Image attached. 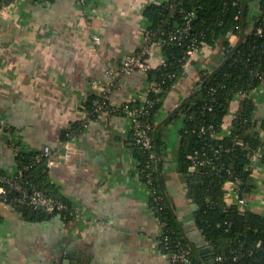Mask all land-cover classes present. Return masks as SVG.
I'll use <instances>...</instances> for the list:
<instances>
[{"label": "crops", "instance_id": "obj_1", "mask_svg": "<svg viewBox=\"0 0 264 264\" xmlns=\"http://www.w3.org/2000/svg\"><path fill=\"white\" fill-rule=\"evenodd\" d=\"M165 1L11 0L0 8V171L19 167L13 140L29 151L50 145L58 164L47 169L48 181L80 212L75 218L34 216L0 200V264H75L76 258L78 264H174L160 249L161 222L151 205V189L137 174L132 121L117 110L148 96L152 84L145 71L120 75L118 69L145 43L147 7ZM215 46L193 53L154 125L165 142L162 191L198 248L209 244L192 225L194 202L178 168L183 123L166 119L194 93L200 69L223 61L222 44ZM146 61L151 68L163 63L160 43L150 46ZM110 66L119 75L115 85ZM95 81L112 85L111 108L87 121L85 101L96 93ZM254 100L255 117L264 120V84ZM238 105L234 100L226 123ZM81 122L84 127L64 143L63 131ZM251 168L250 209L264 214V164Z\"/></svg>", "mask_w": 264, "mask_h": 264}, {"label": "trees", "instance_id": "obj_2", "mask_svg": "<svg viewBox=\"0 0 264 264\" xmlns=\"http://www.w3.org/2000/svg\"><path fill=\"white\" fill-rule=\"evenodd\" d=\"M9 1L0 0V8ZM172 4L175 6L171 7ZM260 6L257 18L252 13V0H167L161 4H151L146 9L150 37L137 49L136 54L146 60L148 51L144 52V47L160 43L164 62L146 71L147 79L152 82L148 92L152 104L139 116L141 120L155 125L167 94L184 74V65L190 61L187 51L194 39L211 46L221 43L223 49L228 50L218 66L200 69V81L194 93L166 119V123L175 119L183 123L178 168L187 182V196L197 205L194 225L211 246L210 255L201 253L200 248L190 242L186 225L162 191L165 142L161 132L155 133L153 127V147L149 150L136 142L132 128L136 170L151 189V205L162 225L160 249L174 253L187 247L194 264H210L208 259H215L217 255L223 256L221 264L228 261L234 264H264V214L251 209L242 211L236 202L228 203L225 199V184L232 177H236L242 194L248 196L254 191L255 183L249 164L253 153L259 149H262L260 161L264 164V120L255 117L254 100L255 91L264 84V0H260ZM181 9L185 12L182 13ZM191 11L196 12V17L191 21L189 35L181 40L171 39V33L186 23L187 14ZM253 24L260 26L262 31L248 33L247 28ZM236 25L238 27L234 28ZM231 30L239 36L234 45L228 39ZM240 92L246 95L240 98L231 129L227 132L224 123ZM97 97V93H92L85 101L90 118L99 114L94 104ZM133 104L137 106L141 101ZM109 108L108 103L106 109ZM119 111L126 114L122 109ZM83 127L84 122H81L63 131V140L71 139ZM36 153L37 150L29 151L26 146L17 152L18 165H29L20 178V184L28 189L39 188L55 198L72 203L48 181L46 161L36 162ZM192 155L199 156V159L209 158L211 162L195 169L192 167ZM149 178L151 183L147 182ZM155 191L164 197L162 202L154 199L152 194ZM19 196L17 190L9 188L7 196L0 193V200L8 201L10 197L13 206L24 214L33 213L35 216L40 213L42 217L59 214L75 218L68 211L49 213L42 208L20 203L16 200ZM236 254L238 258H235ZM174 264L182 263L177 261Z\"/></svg>", "mask_w": 264, "mask_h": 264}, {"label": "built area", "instance_id": "obj_3", "mask_svg": "<svg viewBox=\"0 0 264 264\" xmlns=\"http://www.w3.org/2000/svg\"><path fill=\"white\" fill-rule=\"evenodd\" d=\"M255 3L252 4V13L254 14V17L257 18L258 14L260 13V0H255ZM175 5L172 4L171 7H174ZM182 13L185 12L184 9L180 10ZM196 12L195 11H191L187 14V20L186 23L179 27L178 29H176L174 32L171 33V39L173 40H181L183 39V37L189 35L190 31L192 30V24L191 21L193 18H195L196 16ZM238 25H236L234 28H237ZM257 32L260 33L262 31V28L260 26H256L253 24V26L248 27L247 28V32L251 33V32ZM150 34L146 31L144 40L145 42H147V40L149 39ZM233 38H238L239 36L233 32V30H231L228 33V39L230 41L231 45H234L235 43H232ZM94 42L96 44L101 42L100 36L99 35H94L93 37ZM204 45V42L202 40L200 41H196L195 39L192 41L191 47L189 48L188 52V57L189 60L191 58V56L193 55V53L196 50L201 49ZM150 49L149 46L144 47V52L148 51ZM227 49H223V53L225 55V53L227 52ZM164 62V61H163ZM190 65V61L187 62L184 67L187 68ZM141 69L143 71H148L151 68V65L143 58H141L140 55L138 54H131L126 56L121 65L119 66V74L120 75H126L131 73L133 70L135 69ZM108 75L110 76V78L112 79L111 84L115 85L118 79V74L116 73L117 70L113 67L110 66L108 68ZM150 84H152V82L150 81ZM94 88L96 89V93L98 94V97L96 98V100L94 101V104L96 106V110L100 112H103L106 109V105L109 103L110 104V87L112 86H100L99 82H94L93 83ZM150 90V88H149ZM246 94L244 92H240L239 95L237 94V99L236 100H240V98H242V96H245ZM132 103L134 102H126L124 104H122L121 106L117 107V110H123L126 115L130 118V120L132 121V128L134 129V136H135V140L137 143L141 144L144 148L146 149H152L153 147V135H152V130L154 125L149 122V121H143L139 118V116L143 113H145L148 108L150 107V105L152 104V101L148 98V96L141 101V104L139 105H132ZM239 107V105H238ZM238 110V108H237ZM236 110V111H237ZM236 111L232 114L231 117H235ZM232 118V120H233ZM90 119V115H88L87 117V121H89ZM232 120L230 119L229 122L224 123V129L228 132L231 129L232 126ZM68 140H64V143L67 142ZM63 143V144H64ZM11 145L15 148L16 152H19L22 150V148L25 146L23 143L16 141H12ZM151 155L153 156L154 153L151 152ZM261 155H262V149H259L258 151L254 152L252 157H251V162L249 164V167L254 166L256 163L258 164H263L260 160H261ZM192 160H193V164L192 167L196 169L197 166L202 165V164H207L209 162H211V160L209 158H201L199 159V156H195L192 155L191 156ZM46 161V166L52 167L56 164H58V160L56 159V157H54L53 155V148L50 145H44L42 148H40L39 150H37V153L35 155V161L39 162L44 160ZM257 160V162H255ZM29 167V165H23V166H19L17 171L15 172H3L0 171V193H3L7 196V193L9 191V188H13L15 190H17L20 193V196L18 198H16V200L20 203H24L27 204L29 206H32L34 208H42L45 211L52 213L55 211H68L70 212L71 215H74V217H78L80 212L78 210V208L76 207V205L72 202H68L65 200H62L60 198H55L51 195H49L48 193H46L45 191L36 188V187H32L30 189H28L27 187H24L22 184H20V178L24 173V170L27 169ZM139 174V173H137ZM236 177H232L229 178L226 181L225 184V189H226V193H225V199H227L228 197H230V195L235 197V201L240 208L242 209V211H245L247 209H250V201L247 195L242 194V192L239 190V186L237 184V180L235 179ZM148 183H151V179L149 178ZM153 197L155 200H157L159 203L163 201L164 197L161 194H158V192H154ZM7 201V200H6ZM8 202H10V197L8 199ZM11 203V202H10ZM229 203V202H228ZM232 203V202H231ZM162 227V225H161ZM168 240V236L165 237V241L167 242ZM258 245H261L260 242H258ZM163 254L168 257L173 263L177 262V261H181L182 264H194L191 260L190 257V249L187 247L182 248L180 251L178 252H174V253H170L165 251H162ZM239 255H235V258H238ZM215 263L217 264H221L223 262V256L222 255H217L216 258L214 259ZM227 264H234L231 261H228ZM241 264H245V263H241Z\"/></svg>", "mask_w": 264, "mask_h": 264}, {"label": "water", "instance_id": "obj_4", "mask_svg": "<svg viewBox=\"0 0 264 264\" xmlns=\"http://www.w3.org/2000/svg\"><path fill=\"white\" fill-rule=\"evenodd\" d=\"M193 208H194V210H196V208H197V205H196L195 203L193 204ZM38 215L40 216V213H39ZM48 215H49V214H48ZM48 215H47V216H48ZM192 225H194V221H193ZM200 252H201V253H204L205 255H206L207 253H208V255H210L209 252H211V246H210V245L201 246V248H200ZM69 261H70V260H69ZM208 261H209L210 264H217V263H215V260H214L213 258L208 259ZM74 263H75V264H78V263H79V260L76 258V259L74 260Z\"/></svg>", "mask_w": 264, "mask_h": 264}, {"label": "rangeland", "instance_id": "obj_5", "mask_svg": "<svg viewBox=\"0 0 264 264\" xmlns=\"http://www.w3.org/2000/svg\"><path fill=\"white\" fill-rule=\"evenodd\" d=\"M253 3H255V2L253 1ZM214 47H216V46H212V47H210V48L212 49V48H214Z\"/></svg>", "mask_w": 264, "mask_h": 264}]
</instances>
